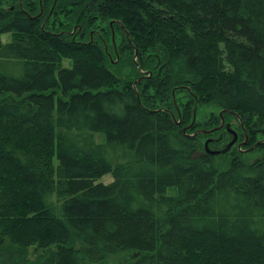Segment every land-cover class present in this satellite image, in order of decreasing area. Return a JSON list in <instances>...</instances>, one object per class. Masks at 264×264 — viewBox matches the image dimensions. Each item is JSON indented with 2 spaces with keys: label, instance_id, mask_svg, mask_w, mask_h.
Instances as JSON below:
<instances>
[{
  "label": "trees",
  "instance_id": "trees-1",
  "mask_svg": "<svg viewBox=\"0 0 264 264\" xmlns=\"http://www.w3.org/2000/svg\"><path fill=\"white\" fill-rule=\"evenodd\" d=\"M221 118L237 142L211 156L233 139ZM253 145L264 0H0V238L18 256L264 264Z\"/></svg>",
  "mask_w": 264,
  "mask_h": 264
},
{
  "label": "rangeland",
  "instance_id": "rangeland-1",
  "mask_svg": "<svg viewBox=\"0 0 264 264\" xmlns=\"http://www.w3.org/2000/svg\"><path fill=\"white\" fill-rule=\"evenodd\" d=\"M3 43H6L9 41V35H3L1 38ZM214 110L213 108H206L202 113H200V117L202 118L205 116L206 113L209 111ZM198 118V119H199ZM95 139L98 143L103 142V136L102 135H96ZM241 144L237 145V149H241ZM226 148V147H225ZM256 145L251 146L248 149L242 150L244 154V158L247 162H253L255 159L263 157L264 153L256 152L255 153ZM112 181V177L110 175H105L102 178H100L97 182L103 183V184H109ZM15 249V248H14ZM12 248V245H10L6 240H3L0 238V264H32V262L35 261V259L38 258L40 253H37L33 248H29L24 255L18 256L15 254V250ZM133 255H122L120 257H117L114 259L115 262H122L125 260H128L132 258Z\"/></svg>",
  "mask_w": 264,
  "mask_h": 264
},
{
  "label": "water",
  "instance_id": "water-1",
  "mask_svg": "<svg viewBox=\"0 0 264 264\" xmlns=\"http://www.w3.org/2000/svg\"><path fill=\"white\" fill-rule=\"evenodd\" d=\"M219 115H220V117H221V116H222V113L220 112ZM193 119H194V117H193ZM222 125H223V119L221 118V123H220V125H219L216 129H214V130H218V129H220ZM226 130H227L229 133H231V135L233 136V139H232V140L226 145V148L223 149V150L220 151V152H219V151H210V150L207 148V145H208V143H209L210 140H207V141L205 142V144H204L205 152H206L207 154H209V155H211V156H215V155H219V154H225V153L228 152V151L231 149V147L237 142V134H236L235 131H233V130L230 129V127H229L228 124L226 125ZM209 132H211V131H209ZM209 132H207V133H209Z\"/></svg>",
  "mask_w": 264,
  "mask_h": 264
},
{
  "label": "flooded vegetation",
  "instance_id": "flooded-vegetation-1",
  "mask_svg": "<svg viewBox=\"0 0 264 264\" xmlns=\"http://www.w3.org/2000/svg\"><path fill=\"white\" fill-rule=\"evenodd\" d=\"M227 125V124H226ZM226 125H224V123H223V125L221 126V128L223 127V126H225L226 127ZM222 151V150H221ZM219 152H220V150H219Z\"/></svg>",
  "mask_w": 264,
  "mask_h": 264
}]
</instances>
